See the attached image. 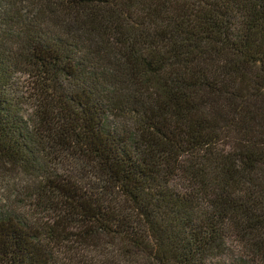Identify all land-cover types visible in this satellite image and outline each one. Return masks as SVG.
Instances as JSON below:
<instances>
[{
	"label": "trees",
	"instance_id": "obj_1",
	"mask_svg": "<svg viewBox=\"0 0 264 264\" xmlns=\"http://www.w3.org/2000/svg\"><path fill=\"white\" fill-rule=\"evenodd\" d=\"M45 2L0 18V160L79 231L0 213V264H104L87 256L102 231L137 250L125 264H264V0ZM23 89L40 140L19 117ZM51 123L129 207L32 164Z\"/></svg>",
	"mask_w": 264,
	"mask_h": 264
},
{
	"label": "rangeland",
	"instance_id": "obj_2",
	"mask_svg": "<svg viewBox=\"0 0 264 264\" xmlns=\"http://www.w3.org/2000/svg\"><path fill=\"white\" fill-rule=\"evenodd\" d=\"M4 1L0 2V18L4 14L14 13L17 9L21 15L24 12L27 16L30 12L40 11L42 13L44 11L43 5H46L45 0ZM3 32H5V29L0 26V41H3L1 37ZM17 83L25 86V81L23 80H19ZM20 93L22 96L21 100L25 103L22 106L23 110L19 113V117L22 119L23 126L30 133H34L37 136V140H40L41 135L44 133L37 131L35 128V121L38 120L36 117L38 98L32 95L30 89H23ZM43 128H45V125ZM50 128L52 130L46 134L47 138L38 145L40 158H37L32 164L42 165L43 163L47 167L58 170L60 174L72 172L79 180V184L83 186L84 191L90 196L99 197L108 206H119L122 209L129 207L125 197L120 191L112 187L114 184L107 176H104L103 181H100L98 166L96 167L86 158L83 159L82 156H73V151L76 149L71 147L68 141L62 147L59 146V126L51 123ZM53 174L55 175V173ZM37 184L38 180L30 176L26 169L22 170L15 167L7 160H0V213L4 216L13 214L14 210L24 212L25 215L30 213L36 219H42L47 225L56 226L54 227L55 229L61 227L63 232L76 233L79 231L75 228L76 225L70 226L71 228L61 226L72 220L70 214L64 210L60 201L49 194L45 195L42 189L38 190ZM95 244H97V248H91L87 256L90 260L94 256H100L105 262L104 264H125L126 260L131 261L134 259L137 253V250L129 241L103 231L98 239L96 234L95 238L89 242L90 246ZM227 255L250 259L243 255L236 244L229 246ZM141 259L143 258L141 257ZM141 264H144V262Z\"/></svg>",
	"mask_w": 264,
	"mask_h": 264
}]
</instances>
